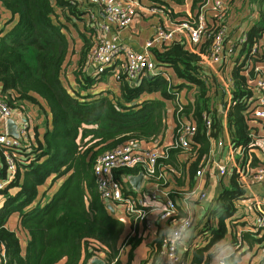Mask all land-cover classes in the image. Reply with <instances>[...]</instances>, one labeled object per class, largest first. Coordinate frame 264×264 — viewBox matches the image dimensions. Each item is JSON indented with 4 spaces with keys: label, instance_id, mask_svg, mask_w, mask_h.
<instances>
[{
    "label": "trees",
    "instance_id": "1",
    "mask_svg": "<svg viewBox=\"0 0 264 264\" xmlns=\"http://www.w3.org/2000/svg\"><path fill=\"white\" fill-rule=\"evenodd\" d=\"M146 1L147 6L161 9L171 18L176 16L170 4L184 2ZM84 2L0 0L1 8L11 16L7 19L0 14V98L13 109L26 111L27 107L36 106L44 114L41 138L38 127L33 126L30 146L9 148L16 171L2 191L0 264H87L95 256L105 264H120L122 245L129 249L130 258L140 242V238L135 237L139 226H134L135 235L124 242V224L101 199L93 166L99 155L120 144L163 141L167 131V102L175 98L174 90L193 88V101L182 105L180 112L174 105V118L176 124L180 118H192L196 132L188 149H167L166 156L156 162L154 176L148 181L161 185L167 177L171 178L176 186L169 192L176 201V195L194 188V175L211 153L212 140L222 135V116L215 106V97L217 99L221 89L217 81L211 79L212 73L201 65L200 57L207 53L212 37L197 47V53L188 50L184 41L179 40L152 49L157 65L171 67L182 79L177 86H171L162 75L149 72L132 85L126 75L120 74L116 80L119 96L108 97L96 85L111 74V68L100 74L88 72L87 54L96 39L92 35L85 36L86 30H92L85 26L82 33L78 31L82 46L74 69L75 84L65 85V69L71 52L68 31L78 22L87 24L84 16L89 5ZM260 2L261 20L246 32V42L241 45L240 52H246L245 56L233 61L229 102L226 96L221 101L230 142L244 149L248 147L251 131L258 129L256 121L250 117L253 84L249 81L255 78V72L249 65L261 60L251 52L264 33V0ZM14 16H17L16 22L6 31L3 25ZM156 92L160 98L136 101L143 93ZM205 116L210 119L209 126ZM178 154L185 155L181 165L177 163ZM181 168L183 173L179 175L177 169ZM138 173V168H126L117 170L115 176L121 179ZM6 175L5 157L0 150V180ZM228 178L227 183L220 180V188L204 214V222L195 229L194 237L198 236L204 245L192 244L189 254L186 250L181 255V264L186 263L188 255L190 264H214L213 253L205 255L211 246L228 234L230 242L239 241L236 233L230 232L231 223L235 220V202L245 197L247 191L237 173L231 172ZM125 187V193L126 189L132 190L128 181ZM14 188L18 191L10 193ZM13 216L17 222L11 226ZM261 232L264 229L242 231L240 238L248 246L246 251L254 244L264 248ZM156 233L151 244L153 257L161 255L167 225L159 226ZM240 257L241 254H231L225 260L228 264H238ZM261 264H264V256Z\"/></svg>",
    "mask_w": 264,
    "mask_h": 264
},
{
    "label": "built area",
    "instance_id": "2",
    "mask_svg": "<svg viewBox=\"0 0 264 264\" xmlns=\"http://www.w3.org/2000/svg\"><path fill=\"white\" fill-rule=\"evenodd\" d=\"M88 2L94 6V12H90L89 18L93 20L95 29L108 34L114 29L120 31L134 24L137 13H160L165 22L154 27L151 36L144 45V50L137 52L131 47L119 42L117 33L107 37L101 34L90 48L87 61L95 74L104 73L111 68L113 79L117 80L120 74L126 75L131 82H138L144 74H164V66H158L150 57V50L155 47L167 46L174 40L184 41L187 49L197 53V47L209 37L212 42L205 56L201 55V65L212 66L213 64H228L232 61L235 51L233 45H227L229 34L232 29L226 19L227 3L224 0H204L195 16L189 15L183 19L171 20L168 13L156 7L141 5L138 0H72ZM209 3V4H208ZM212 12V19L206 20L207 9ZM103 15V19H98ZM184 39V40H183ZM246 42V33L242 34L236 41L237 45ZM254 55H262L258 43H254L251 51ZM234 61V60H233ZM232 61V62H233ZM253 61V60H252ZM251 62V61H250ZM254 63V62H253ZM209 64V65H208ZM249 65L254 70L255 78L249 83L253 84L252 95L249 99L250 117L256 121L257 130L251 131L247 148L235 147L228 144L229 152L227 163L215 162V171L218 176L223 177L231 172L237 173L242 183H260L263 193L253 199V210L257 214L256 226L259 230L264 229V163L258 161L255 166L251 164V153L256 141L264 138V63ZM178 112L182 105L177 103ZM11 119L17 126L18 136L14 137L7 133V120ZM0 120L3 129L0 131V150L7 166L5 179L0 180V197L2 191L13 179L16 165L9 148H26L33 142L30 132V116L26 111L11 108L0 98ZM206 124L209 126L210 119L205 116ZM196 132V126L192 121L185 118L178 119L176 129L168 144L156 143L151 147H139L137 143H124L99 155L94 163L93 172L96 179L97 191L106 205L112 207V212L123 223L129 222L128 226L134 227L141 224L144 231L156 234L157 228L164 224L168 227L166 239L162 244L160 264H181L179 245L185 233L192 227L193 219L189 206L179 207L177 201L170 192L155 184L156 189H144L127 191V176L116 178L115 172L119 169L138 168L143 174V179L148 180L154 176L156 162L165 157L169 147H180L188 149ZM34 135V134H33ZM139 145V143H138ZM221 141L218 145L221 148ZM213 152L209 154L203 167L196 172L197 178H201L206 170H209L214 158ZM174 172V171H173ZM161 177V175L159 176ZM132 187V186H131ZM196 195L199 200L206 198V193L198 190L197 183L194 188L185 193V199L190 201L191 196ZM186 215L181 216L180 211ZM134 235L133 229L128 230L124 242ZM215 264H228L224 258H219Z\"/></svg>",
    "mask_w": 264,
    "mask_h": 264
},
{
    "label": "crops",
    "instance_id": "3",
    "mask_svg": "<svg viewBox=\"0 0 264 264\" xmlns=\"http://www.w3.org/2000/svg\"><path fill=\"white\" fill-rule=\"evenodd\" d=\"M224 1L227 3V8H228L226 19L229 22V26L233 28L232 32L229 34V40L227 41V45L231 44L234 47L235 54H234V57L232 58V61L235 60L236 58L243 59L246 52L244 53L240 52L241 45H237L236 41L242 34H245L253 25L260 22L261 20L260 10L262 8V4L260 0H224ZM147 2L148 1L146 0H141L140 4L146 5ZM202 2L203 1H198V0H184L182 4H170L176 16L175 18L170 17L171 20L176 21V20L188 17L189 15L195 16ZM85 3L89 5L88 12L84 16L86 17V20L88 21L87 24L84 25L82 22H78L75 27L73 28L70 27L69 28L70 30L68 31V35L71 39V52L68 58L69 61L67 63V67L65 69V74L69 78V79H64L65 85L72 86L75 84L74 69H75L76 62L79 58L78 52L80 51V48L82 46V37L79 34H76L74 32L75 30L77 32L79 31L82 33L83 30L85 29L84 27L88 26L92 30L91 31L86 30L85 36L88 38L89 35H92L94 39H97L101 34L106 35L107 37H110L112 34L115 35L117 33L120 43L131 47L133 50L137 52H140L144 50V45L146 41L148 40V38L151 36L154 27L157 25H162L165 22L164 17L160 13L148 14V13L140 12L136 14L134 18V22H133L134 24H132L130 27L120 30V31H116V29H114L112 32H109L108 34H104L102 33L101 30L95 29L93 20L89 18L90 12L91 11L94 12V9H95L94 6H92L88 2H84V4ZM209 3H211V0ZM0 14L2 18L8 19L11 17L10 13L8 11L3 10L1 6H0ZM205 16L208 22L212 19L213 14L209 10V8L205 12ZM11 19L12 21L7 22L6 24L3 25L6 31L9 30L14 25V23L17 20V16L12 17ZM98 19L102 20L103 15L101 14V17H99ZM256 43L259 44V48L262 51L261 52L262 55H261V60L255 61L254 63L255 64H260L262 62L264 63V33L261 34V37L257 40ZM151 51L152 49L150 50V54H151ZM202 56H205V54H202ZM150 57L153 58L152 54L150 55ZM232 61L229 62L228 64H223L221 62V63L213 64L210 67L205 66V69L207 70V72L212 73V75L210 74L211 79H214L215 81H217V85L221 89V91L219 89L220 92L217 95V99L215 97V106L218 109V112L220 113V115L222 116L221 121L223 125V131H222V135L220 138H218L217 140H212V146H213V149H212L213 157L212 158L214 159L211 163V166L209 167V170H206L204 172V175L200 179L197 178L196 174L194 175V182L195 184L197 183L198 190L206 193V198L199 200L196 195H193L191 196L190 201L188 200V203H187V200L185 199V192L182 194L180 193V195H176L177 197L176 201L179 207L182 209V207L189 206L191 217L193 219L192 227L185 233L179 245L180 257L186 250H188V254H189V250L191 249L192 244L201 245L203 243V241L200 238H198V236L194 237L195 229L198 227V225L204 222L205 220L204 214L207 208L210 206L211 200L215 197V194L220 188V185H219L220 180L227 183L229 179L227 178V180H224L225 176L227 175H224L223 177L218 176V174L215 171L214 163L219 162L217 157H219V155L223 153L224 147H227V153L229 152L228 144H231L230 137L228 134V129H227L226 118H225L224 110L222 108L221 101L223 99V96H226V99L229 102V96H230L229 91L231 88L230 71L233 67ZM252 66H255V65H252ZM164 69L166 70L167 73L163 71L164 74H160V75H162L171 84V86L175 87L178 84L183 82L181 78H178L176 76V74L174 73L171 67L164 66L163 70ZM249 69L247 71H249ZM88 72L93 73L90 65L88 66ZM132 83L133 85H136L138 82H131V84ZM96 87L97 89H99V91H103V93L106 94L108 97H112V95L119 96L118 83L116 82L115 79H113L111 74H109V76L107 75L106 78H103L102 80H100L97 83ZM174 91H175L174 92L175 98L169 103L167 102V107H168L167 118H166L167 131H166L165 137L163 138V141L161 142L154 141V142H149V143L141 142L139 143V145L137 143L135 145L137 147L136 149H141L139 147L148 148V147L155 145L156 143L165 145L171 141V138L174 134V130L177 125L175 118H174V105L176 106L177 103H180L181 105L185 106L189 102H192L194 98L193 88L188 89L187 87H183V88H180V90H174ZM153 98H160V95L157 92L156 93H143L140 95L139 99H137L136 101L141 102L143 100L153 99ZM26 113L28 115L30 113L31 116L35 114V112L31 110V107L30 109L29 108L26 109ZM47 118L49 119V116H47ZM185 119L194 122L193 119L190 117L185 118ZM36 121L37 123H39L41 120L37 119ZM31 125L38 127L39 137L41 138V136L43 135L44 129H40L38 124H33L32 121H31ZM33 126L30 129L32 136H34ZM3 127H4L3 122L0 120V131L3 129ZM218 141H221L222 143L221 148L217 146ZM184 157L185 155L178 154L177 163H180L179 165H181L182 162L184 161ZM251 157H252L251 164L254 162L258 163V161L264 163V138L263 139L260 138L256 141V145L254 146L252 150ZM177 170L179 171V175H182L183 173L182 168L177 169ZM187 180L188 178L186 175L185 182H187ZM155 184H159V183H155ZM165 184L167 186H165ZM165 184H161V185L159 184V185L161 188H164L168 191L172 190L174 188L173 186H176L171 180V178L169 179V177L165 179ZM245 186H247V190H246L247 192L245 194L246 196L241 199H238L235 202L236 213L233 216V219L235 220L232 221L231 230H230V232L232 231L236 233L237 240L239 241H237V243L230 242L231 235L228 234L227 237H225L221 242H219L218 244L214 246H211V248L207 251L205 255H207L208 253H213V257L211 260H213L214 262H217L219 258L226 259L231 254H235V255L241 254L238 264H261V260L264 256V251L262 252V250H264V248L263 249L260 248L258 251H254L257 248V244H254L251 250L246 251L245 249L248 246L247 244L242 243L240 236H241L242 231L253 232L254 230L255 231L258 230V228L256 229L255 227L252 226L249 220L250 217L248 218L246 217L248 216L247 211H250L256 214V212L253 210V207H252L253 199L257 196L262 195L263 188L260 183L247 182L245 183ZM156 187L157 186L154 185V182H151L148 180L145 181V179L142 180L139 186L141 190H144V189L152 190V189H156ZM176 189L180 190L183 188H176ZM12 191L13 192L10 191V193H14L18 191V188H14L12 189ZM237 204L242 206L245 209V211L242 210L241 212H238ZM1 205L2 203H0V206ZM237 213H240V214L236 216ZM180 215L181 216L186 215L184 209L180 211ZM238 221L242 223L241 227H239V225L237 224ZM16 222H17V219L15 216H13V218L11 219V226H14ZM123 224H124V231H123L124 237L127 234L128 230L130 229H133V232L135 235L134 227L128 226L129 222H125ZM136 226H139V231L137 232L138 234L135 237L140 238V242L132 250V254L130 258L128 257L129 249H127L126 245H122L120 247V250H119L120 264H151L152 262H154V264H160L161 255L157 257H153V254L151 252V244L154 242L157 233L155 234L153 233V231L151 232L144 231L145 229L141 224H137ZM203 245L204 244H202L201 246ZM241 245H242V248H240ZM188 256L189 257L185 264H190V255ZM91 259L89 260L87 264L91 263ZM104 264H105V261H104Z\"/></svg>",
    "mask_w": 264,
    "mask_h": 264
},
{
    "label": "rangeland",
    "instance_id": "4",
    "mask_svg": "<svg viewBox=\"0 0 264 264\" xmlns=\"http://www.w3.org/2000/svg\"><path fill=\"white\" fill-rule=\"evenodd\" d=\"M72 28H73V26H72ZM76 34H78V32L75 30L74 31ZM165 73H167L166 72V70L164 69L163 70ZM71 73V72H70ZM109 76V75H108ZM65 78L66 79H69L67 76H66V74H65ZM104 78H106V76L104 77ZM178 90H180V88L178 89ZM33 106V105H32ZM28 108H30V107H27V109ZM34 108V109H33ZM39 108L38 107H36V106H33V107H31V110H33V112H35V114L33 115V116H31L30 115V113H29V116H30V118H31V121L33 122V124H38V126L40 127V129H44L43 127V120H44V114L42 113V112H39V110H38ZM41 120L39 123H37V121L36 120ZM227 158H228V153H227V147H224V151H223V153L221 154V155H219V157H217V159H218V161L219 162H221V163H227V165H228V162H227ZM212 168V167H211ZM228 176L229 175H227V176H225V178H224V180H227V178H228ZM246 187V190H247V186H245ZM11 192H13L12 190H10ZM3 200H4V197H0V203H3ZM237 208H238V212H241L242 210L243 211H245V209L242 207V206H240L239 204H237ZM247 211V210H246ZM247 213H248V216L246 217V218H248V217H250V222H251V224H252V226L254 227V226H256V219H257V215L256 214H254L253 212H250V211H247ZM238 214H240V213H237L236 214V216H238ZM237 224L239 225V227H241L242 226V223H240L239 221L237 222ZM244 224V223H243ZM240 230V229H239ZM238 231V230H237ZM241 233V232H240ZM264 232H261V234H263ZM239 234V233H238ZM262 249H263V247H261ZM260 248H258V246H257V248L254 250V251H258ZM264 250H262V252H263Z\"/></svg>",
    "mask_w": 264,
    "mask_h": 264
},
{
    "label": "water",
    "instance_id": "5",
    "mask_svg": "<svg viewBox=\"0 0 264 264\" xmlns=\"http://www.w3.org/2000/svg\"><path fill=\"white\" fill-rule=\"evenodd\" d=\"M132 85H133V83H132ZM6 128H7L8 134H10L14 137L18 136L17 126L15 125V123L11 119L7 120ZM128 180H129L132 188L135 190H138L139 186L143 180V174L141 172H139L137 175H130V176H128ZM107 208L109 210H112V207L110 205H107ZM90 264H104V260L95 256L91 259Z\"/></svg>",
    "mask_w": 264,
    "mask_h": 264
}]
</instances>
